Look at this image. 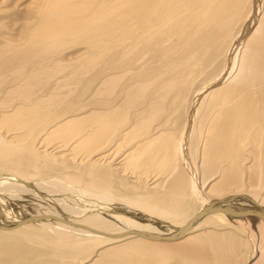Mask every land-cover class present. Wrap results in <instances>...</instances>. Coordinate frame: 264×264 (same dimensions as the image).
Returning a JSON list of instances; mask_svg holds the SVG:
<instances>
[{
	"label": "bare ground",
	"instance_id": "obj_1",
	"mask_svg": "<svg viewBox=\"0 0 264 264\" xmlns=\"http://www.w3.org/2000/svg\"><path fill=\"white\" fill-rule=\"evenodd\" d=\"M129 254L264 264V0H0V264Z\"/></svg>",
	"mask_w": 264,
	"mask_h": 264
},
{
	"label": "rangeland",
	"instance_id": "obj_2",
	"mask_svg": "<svg viewBox=\"0 0 264 264\" xmlns=\"http://www.w3.org/2000/svg\"><path fill=\"white\" fill-rule=\"evenodd\" d=\"M75 43L72 41L68 46H66V50H65V52L66 51H68V49L67 48H69V47H71L72 45H74ZM64 45H65V43H64ZM83 48V44L81 43L80 45H78V46H75V47H71V49L66 53L67 55H73V54H76V53H81V51H84V49H82ZM101 67V66H100ZM124 67V66H123ZM97 69V70H96ZM96 72V74L97 75H95L94 73ZM94 74V75H93ZM84 75V74H83ZM90 76H92V77H90ZM96 77V80L93 82V81H91L90 83H83L82 82V84H80L79 85V88H82L83 86H85V85H87V84H90L89 86H91L92 85V87H84L83 89H84V91H85V93H84V95H86V96H82V100L84 101V102H86V101H89V100H91L93 103H92V105L93 106H98V104H96V101H102V100H104L105 98H108L109 100L112 98V97H114L111 101L113 102L112 104H109V106H113V105H115V104H118V103H124V102H126L127 100H125V97H124V95L122 94H120L119 96H116V95H114V94H112V95H109V96H104V95H95L94 94V91H95V89L96 88H98V86H99V82L101 81V79L104 77V74L102 75V73H100L99 71H98V68L96 67L95 69H92V70H90L88 73H85V75L83 76V79L84 80H86V81H89L90 79H94L93 77ZM125 81V80H124ZM52 82L53 81H51L50 79H48L47 80V83H46V86H47V84H48V90L49 89H51V87L53 88V86H54V82H53V84H52ZM127 82H129L128 84H132L133 83V80H129V81H127ZM122 84H125V83H122ZM93 85H94V87H95V89H94V87H93ZM97 86V87H96ZM81 90V89H80ZM80 90H77L78 91V94H79V92H80ZM192 90V88L190 89V91ZM93 92V93H92ZM45 93V91H42V94H44ZM87 93H88V96H89V99H88V96H87ZM91 93V94H90ZM73 96V95H72ZM90 96H91V98H90ZM74 97V96H73ZM84 98V99H83ZM87 98V99H86ZM106 100V99H105ZM114 100V101H113ZM95 101V102H94ZM90 102V101H89ZM139 101H136L135 102V104H137ZM102 106V107H101ZM100 107V108H99ZM61 108V107H60ZM102 108H104V106L103 105H99L98 106V109H102ZM137 108H139V107H137ZM135 112V110L133 109V108H131V110H129V113H128V115H133V111ZM133 112V113H132ZM131 113V114H130ZM189 152L190 153H192V151H191V149H189ZM191 157L194 159V155H193V153H192V155H191ZM193 162V161H192ZM193 163H195V161L193 162ZM151 172H154L155 171V169H153V170H150ZM207 178V177H206ZM143 182L144 181H141V182H139V180H137L136 181V186L138 187V191L139 192H141L142 191V189H141V186H142V184H143ZM146 183H148L149 184V181H146L145 182V185H146ZM135 184V183H134ZM133 184V185H134ZM123 186V188L121 189V190H119V191H117L116 192V195H118V194H120L121 193V195H122V197L123 198H125V197H127V191L129 190L128 188L129 187H131V186H129L128 184H123L122 185ZM114 192V191H113ZM123 193V194H122ZM194 233H196V231L194 232ZM193 233V234H194ZM137 259H138V257H137ZM244 258H237V259H235L234 260V262L236 263V264H242L243 262H244ZM126 263H131V264H136V258L133 256V254H129L127 257H126ZM134 262V263H133ZM144 264H153V263H148V262H146V263H144Z\"/></svg>",
	"mask_w": 264,
	"mask_h": 264
}]
</instances>
